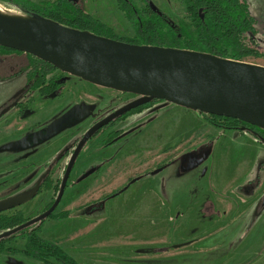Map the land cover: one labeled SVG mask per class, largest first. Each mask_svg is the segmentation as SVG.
I'll return each instance as SVG.
<instances>
[{
    "label": "rangeland",
    "instance_id": "obj_1",
    "mask_svg": "<svg viewBox=\"0 0 264 264\" xmlns=\"http://www.w3.org/2000/svg\"><path fill=\"white\" fill-rule=\"evenodd\" d=\"M29 1L47 7L53 0ZM150 2L175 24L189 22L181 0ZM246 2L256 21L258 49L264 51V0ZM80 3L111 36L133 35L116 0ZM0 4L27 16L15 5ZM244 60L264 66V54ZM15 67L0 62V112L25 89V74L9 73ZM57 80L58 96L27 93L25 115L17 116L13 107L0 116V198L23 190L53 154L130 98L66 74ZM117 127L123 128L122 138L112 146H100L106 132L89 135L73 152L81 150L73 168L69 156L60 161L54 177L68 161L67 187L59 184L55 196L42 190L21 205L23 218L32 219L69 210L40 224L43 238L58 241L69 255L105 250L106 256L89 250L84 260L77 258L85 264H264V143L244 132L221 131L201 113L164 101L128 115ZM113 192L111 199L91 208ZM34 261L0 258V264H42ZM47 264L63 263L52 258Z\"/></svg>",
    "mask_w": 264,
    "mask_h": 264
},
{
    "label": "water",
    "instance_id": "obj_2",
    "mask_svg": "<svg viewBox=\"0 0 264 264\" xmlns=\"http://www.w3.org/2000/svg\"><path fill=\"white\" fill-rule=\"evenodd\" d=\"M0 46L30 54L92 85L138 96L96 123L87 135L152 99L264 130V66L259 64L189 49L133 44L39 15L17 18L1 11ZM39 184L40 179L29 193L1 199L0 213L31 199Z\"/></svg>",
    "mask_w": 264,
    "mask_h": 264
},
{
    "label": "trees",
    "instance_id": "obj_3",
    "mask_svg": "<svg viewBox=\"0 0 264 264\" xmlns=\"http://www.w3.org/2000/svg\"><path fill=\"white\" fill-rule=\"evenodd\" d=\"M118 1L123 3L124 0ZM181 1L185 6L189 22L175 24L166 14L154 8L149 0H140V5L146 9V12L143 13L147 15L134 13L133 18L136 17V21L133 22L135 36L120 40L140 45L207 52L240 61H245L244 59L249 56L258 57L264 54V51L258 49L256 21L250 13L246 0ZM0 2L15 5L19 11L29 16L39 14L72 28L109 36L87 13L85 14L79 5L71 3L70 0H53L47 7H37L29 0H0ZM199 8L202 9L203 17L200 16ZM19 57L20 61L17 59ZM2 58L7 59L10 65H16L9 72L10 75L25 74V93L37 91L40 96L59 95L61 82L57 79L66 73L57 71L51 64L30 54L0 46V59ZM158 101L160 100L152 99L148 104ZM141 109L142 107H138L135 111ZM201 114L210 125L221 131L244 132L254 137L257 142L264 143L263 129L230 117ZM79 152L80 149L76 154ZM73 158L69 163L70 168ZM116 192L115 195H117ZM113 194L114 192L110 195ZM49 213L43 215V218L40 216L33 220L23 218L19 211L7 215L1 214L0 251L15 252L14 248L8 244L16 238H22L25 240L22 252L29 258L44 263H48L50 258H54L63 264H75L59 246L45 241L37 235L41 222L50 215Z\"/></svg>",
    "mask_w": 264,
    "mask_h": 264
},
{
    "label": "flooded vegetation",
    "instance_id": "obj_4",
    "mask_svg": "<svg viewBox=\"0 0 264 264\" xmlns=\"http://www.w3.org/2000/svg\"><path fill=\"white\" fill-rule=\"evenodd\" d=\"M117 2H118V7H119V9L121 10V11H123V13H124V16L126 17V20L128 21V22H130L131 23V29H132V34L133 35H131V36H129L128 35V38L127 39H129L130 37H132V36H135V31H134V20L136 21V17H134L133 18V14L134 13H142V15L144 14L143 12H146V9L143 7V6H141L140 4V0H139V2L137 3V2H135V0H124L123 1V3H119V1L118 0H116ZM150 1V0H149ZM70 2L71 3H73V4H76V5H79L81 8H82V6H81V3H80V0H70ZM184 5V4H183ZM184 8H185V6H184ZM82 10H83V8H82ZM160 11V10H159ZM186 11V10H185ZM162 12V11H161ZM163 13V12H162ZM187 13V12H186ZM165 14V13H164ZM144 15H147L146 13L144 14ZM105 31V30H104ZM106 32V31H105ZM106 34L107 35H109V36H107V37H110V38H113V39H117L116 37H114V36H111V35H113V34H111V33H108V32H106ZM111 34V35H110ZM117 40H120V39H117ZM122 41V40H121ZM126 42V41H125ZM129 43H132L131 41L129 42ZM134 44H136V43H134ZM0 62H7V59H5V58H2V59H0ZM73 77V76H72ZM27 93L28 92H24V90H23V92L20 94V95H18V96H16L12 101H11V103L9 104V105H11L10 107H9V109L7 110V111H10L13 107H15L16 109H17V116H23V115H25L26 113L24 112V111H26L28 108H26L25 107V105H26V103L23 101L24 100V98H25V96L27 95ZM119 93H121V92H119ZM39 94V93H38ZM122 95H125V94H128L129 96H130V98H128V102L126 101V103H124L122 106H124L125 104H127V103H129V102H131L132 100H134V99H136V98H138V96L137 95H135V94H130V93H121ZM149 103V102H148ZM148 103H146V104H144V105H142V106H139V107H142V109L141 110H138V111H135V109H137L138 107H136V108H134V109H132V110H130V111H128V112H126L125 114H123V115H121V116H119V117H117V118H115V119H113L112 121H110V122H108L107 124H105V125H103L102 127H100V128H97V129H95V130H93L89 135H91L92 133V135H91V137L89 138V139H91L93 136H95V135H97V134H102V133H104V132H106L105 133V138H104V141L102 142V144L100 145V146H102V148H107V147H110V146H112L113 144H115L120 138H122V137H120L121 136V134H123V131H122V127H117V128H113V126L116 124V122H119V121H122V120H124L128 115H131V114H136V115H139V114H141L142 112H144L145 110H148V111H150V109L152 108V106L155 104L154 102L153 103H151V104H148ZM8 106V105H7ZM122 106H120V107H122ZM119 107V108H120ZM144 107V108H143ZM118 109V108H117ZM116 109V110H117ZM6 111V112H7ZM114 112V111H113ZM1 116V115H0ZM103 119V118H102ZM102 119H99V120H97V121H94L91 125H89V127L87 128V130L85 131V132H83L82 134H80V136L79 137H77V138H75L71 143H69L67 146H65V147H63V148H66V150L63 152V154L59 157V158H56L57 157V155L60 153H58L57 155L56 154H53L52 155V158H51V161L48 163V164H45L44 165V168H43V170L41 169V171H39V175H38V177L35 179V180H33V181H31L30 183H29V185H27L25 188H23V190L21 189V191L20 192H17V193H15V194H10V195H7V196H5V197H3V198H0V200L1 199H5V198H7V197H11V196H14V195H19V194H27V193H29L31 190H32V188L35 186V184L37 183V181L40 179V184H39V188H38V190H37V192H36V194L31 198V199H29L28 201H30V200H32L35 196H37L42 190H45V191H52V192H54V196L57 194V192H58V190H59V184H61V185H63V187H67L68 185H67V181H68V179H69V177H70V171L68 172V173H66L65 172V169H66V165H67V163H68V161H69V163H71L72 162V158H73V152H74V150H75V148L79 145V143H81L83 140H85L89 135H87V132L89 131V129L91 128V127H93L96 123H98L100 120H102ZM88 139V140H89ZM87 140V141H88ZM87 141L84 143V144H86L87 143ZM62 148V149H63ZM61 149V150H62ZM60 150V151H61ZM81 151V150H80ZM66 156H69V158H68V161H67V163L64 165V167H63V169H61V172H60V175L59 176H56V177H54V174H55V168L57 167V165L60 163V161L63 159V158H65ZM70 159V160H69ZM44 162V161H43ZM43 162H40V164L37 166V171L40 169V167H41V164L43 163ZM75 162V159L73 160V163ZM73 166H74V164H72ZM73 166H71L72 168H73ZM36 167H34L33 166V169H35ZM32 169V170H33ZM71 169V168H70ZM32 170H30L29 172H31ZM26 173H28V171L27 172H25V174ZM38 173V172H37ZM25 174H23V176H22V178H25L24 176H25ZM32 173H29V175H31ZM28 175V176H29ZM66 176V178H64ZM7 178V177H6ZM22 178H20V179H22ZM33 178V176L30 178V179H32ZM29 179V180H30ZM28 181V180H27ZM74 183H76V182H73L72 184H74ZM56 192V193H55ZM111 194V193H110ZM110 194H107V196L106 197H103V198H101V199H98V201H99V203L98 204H96V203H94V204H92V206H91V208H95V207H97L98 205H100V204H102L103 202H105V201H107V200H109V199H111V195ZM54 198V197H53ZM27 202V201H26ZM25 202V203H26ZM50 203H52V202H50ZM24 204V203H23ZM23 204H21V205H23ZM21 205H19V206H16V207H14V208H11V209H9V210H6V211H3V212H1L0 213V215L1 214H3V215H7V214H12V213H15V212H22L23 210H22V207H21ZM50 206V205H49ZM48 206V207H49ZM68 211L69 210H66V209H64V210H61V211H51L49 214V216H47L46 218H51L52 216H54V218H61V217H63V216H66L65 214L66 213H68ZM40 216L38 215V216H36L35 218H39ZM42 217V216H41ZM35 218H33V219H35ZM26 219H31V220H33L31 217H26ZM101 220H104L103 218H101ZM44 221V220H43ZM42 221V222H43ZM41 222V223H42ZM37 235L40 237V238H42L43 240H45V241H48V242H51V243H53V244H56L57 246H59V248L63 251V253H65L71 260H73L74 262H75V264H85V263H82V262H80L77 258H81V259H83L84 260V256H89L92 252H94V256H96L97 257V255H99L100 254V256H102V254L104 255L105 254V256H106V253H103L102 251H105V250H103V249H101V248H94V249H86V250H84V251H82L81 250V252H75V255H69L64 249H63V247H62V245L60 244L59 245V242L58 241H56V242H54V241H50V240H47V239H45V238H43V236H41L40 235V233H39V231L37 232ZM12 242H19V244H21L22 246H16V245H13V244H10V243H12ZM12 242H10L9 244H8V246H10V247H13L14 248V251L15 252H5V251H0V258H7V257H29V256H27V255H25V254H23V249H24V243H25V240L24 239H22V238H16L14 241H12ZM89 250H91L92 252H88ZM51 259L52 258H50L49 259V262L48 263H50L51 262ZM33 260H36V259H33ZM99 261H108V259H104V257H100V259H99ZM34 262H39V263H42V264H47V263H44V262H41V261H39V260H36V261H34ZM88 264H91V263H88ZM95 264H97V263H95Z\"/></svg>",
    "mask_w": 264,
    "mask_h": 264
},
{
    "label": "bare ground",
    "instance_id": "obj_5",
    "mask_svg": "<svg viewBox=\"0 0 264 264\" xmlns=\"http://www.w3.org/2000/svg\"><path fill=\"white\" fill-rule=\"evenodd\" d=\"M0 11L3 12L8 17H17V18L22 17L21 14L15 12L13 10H8L5 7H3L1 4H0Z\"/></svg>",
    "mask_w": 264,
    "mask_h": 264
},
{
    "label": "crops",
    "instance_id": "obj_6",
    "mask_svg": "<svg viewBox=\"0 0 264 264\" xmlns=\"http://www.w3.org/2000/svg\"><path fill=\"white\" fill-rule=\"evenodd\" d=\"M1 122H3V121H1ZM3 123H4V122H3ZM3 123H2V124H3Z\"/></svg>",
    "mask_w": 264,
    "mask_h": 264
}]
</instances>
